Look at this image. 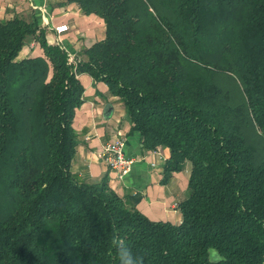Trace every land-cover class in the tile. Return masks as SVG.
I'll return each instance as SVG.
<instances>
[{"label":"trees","instance_id":"16d2710c","mask_svg":"<svg viewBox=\"0 0 264 264\" xmlns=\"http://www.w3.org/2000/svg\"><path fill=\"white\" fill-rule=\"evenodd\" d=\"M106 36L69 62L37 21L0 20V264H264V0H68ZM35 40L42 52L21 57ZM82 73L121 97L183 219L152 220L107 177L72 172Z\"/></svg>","mask_w":264,"mask_h":264},{"label":"crops","instance_id":"0c3cea01","mask_svg":"<svg viewBox=\"0 0 264 264\" xmlns=\"http://www.w3.org/2000/svg\"><path fill=\"white\" fill-rule=\"evenodd\" d=\"M19 16L37 21L45 28L50 43L61 42L75 59L84 57V49L106 36V24L97 14L85 13L77 2L68 0H0V20ZM67 24L68 30L58 33L56 26ZM42 49L31 40L20 56L40 54ZM79 79L84 85V101L76 110L74 127L78 145L72 163L73 174L82 182H97L107 177L109 185L118 194L129 198L152 220L181 223L183 215L179 204L189 195L191 162L173 173L166 182L164 165L153 150L142 148L140 132L136 131L121 97L110 91L104 81L89 73ZM121 138L125 152L137 158L132 170L123 179L98 156V151L109 141ZM161 154L171 155L169 147L161 146ZM158 162L152 167L151 162Z\"/></svg>","mask_w":264,"mask_h":264},{"label":"built area","instance_id":"2783aa9c","mask_svg":"<svg viewBox=\"0 0 264 264\" xmlns=\"http://www.w3.org/2000/svg\"><path fill=\"white\" fill-rule=\"evenodd\" d=\"M67 24L56 26V31L62 33L68 30ZM62 47L63 45L59 42ZM64 48V47H63ZM69 62L75 63V58L69 54ZM125 141L121 138L107 142L99 151L98 156L104 160V162L112 169L118 172L120 179H123L132 170L137 158L129 156L125 152ZM158 157L164 161H167V157L161 154L160 147L153 150ZM152 167H157L158 162L152 161Z\"/></svg>","mask_w":264,"mask_h":264},{"label":"clouds","instance_id":"9594fccd","mask_svg":"<svg viewBox=\"0 0 264 264\" xmlns=\"http://www.w3.org/2000/svg\"><path fill=\"white\" fill-rule=\"evenodd\" d=\"M112 243L117 250L120 264H142V257L136 258L131 248L119 236H114Z\"/></svg>","mask_w":264,"mask_h":264}]
</instances>
